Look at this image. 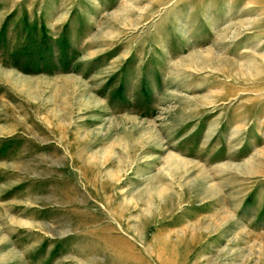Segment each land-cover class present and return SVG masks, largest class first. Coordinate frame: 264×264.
<instances>
[{
    "label": "rangeland",
    "instance_id": "obj_1",
    "mask_svg": "<svg viewBox=\"0 0 264 264\" xmlns=\"http://www.w3.org/2000/svg\"><path fill=\"white\" fill-rule=\"evenodd\" d=\"M0 264H264V0H0Z\"/></svg>",
    "mask_w": 264,
    "mask_h": 264
}]
</instances>
